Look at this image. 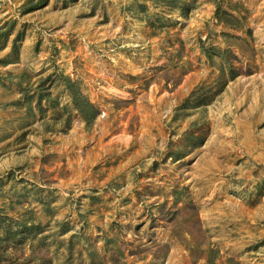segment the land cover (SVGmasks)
<instances>
[{
	"label": "rangeland",
	"instance_id": "1",
	"mask_svg": "<svg viewBox=\"0 0 264 264\" xmlns=\"http://www.w3.org/2000/svg\"><path fill=\"white\" fill-rule=\"evenodd\" d=\"M0 217L14 264H264V0H0Z\"/></svg>",
	"mask_w": 264,
	"mask_h": 264
},
{
	"label": "trees",
	"instance_id": "2",
	"mask_svg": "<svg viewBox=\"0 0 264 264\" xmlns=\"http://www.w3.org/2000/svg\"><path fill=\"white\" fill-rule=\"evenodd\" d=\"M75 103L79 110L85 114L88 122H91L96 116L94 113L90 118V111H93V106L88 102L85 103V107L82 105L81 99L78 96H74ZM0 228L3 230V234L0 233V264H14L17 260L19 254L17 252L24 250L23 245L26 244V239L24 235V226L19 227L14 225V221L7 219L5 217H0ZM35 226H40L35 224Z\"/></svg>",
	"mask_w": 264,
	"mask_h": 264
}]
</instances>
